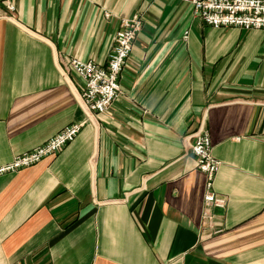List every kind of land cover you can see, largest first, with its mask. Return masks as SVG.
Wrapping results in <instances>:
<instances>
[{"label":"crops","instance_id":"1","mask_svg":"<svg viewBox=\"0 0 264 264\" xmlns=\"http://www.w3.org/2000/svg\"><path fill=\"white\" fill-rule=\"evenodd\" d=\"M5 1L0 166L84 125L57 155L0 174V264H264V29L207 26L184 0H10L12 19ZM137 12L122 93L94 112L65 63L107 65ZM201 129L228 199L211 218Z\"/></svg>","mask_w":264,"mask_h":264},{"label":"built area","instance_id":"2","mask_svg":"<svg viewBox=\"0 0 264 264\" xmlns=\"http://www.w3.org/2000/svg\"><path fill=\"white\" fill-rule=\"evenodd\" d=\"M193 6L194 15L212 27L235 26L246 29H264V0H184ZM16 7L6 0L2 16L14 18ZM109 14L107 13V16ZM144 27V17L137 12L123 17L114 37V46L108 64L103 66L92 59L71 58L65 63L67 71L75 72L83 81L82 97L94 112H106L122 93L121 78L133 46ZM188 38L189 31L184 32ZM84 122L66 125L44 143L16 155L12 161L0 166V174L15 172L33 165L45 157L57 155L74 141ZM191 149L196 156L197 167L206 175L204 193V217L211 218L213 208H226L227 197L214 189V182L221 161L213 155L212 141L208 130L195 133Z\"/></svg>","mask_w":264,"mask_h":264}]
</instances>
